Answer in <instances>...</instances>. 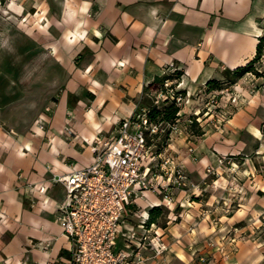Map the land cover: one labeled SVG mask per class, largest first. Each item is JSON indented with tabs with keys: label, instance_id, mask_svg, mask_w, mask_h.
<instances>
[{
	"label": "crops",
	"instance_id": "1",
	"mask_svg": "<svg viewBox=\"0 0 264 264\" xmlns=\"http://www.w3.org/2000/svg\"><path fill=\"white\" fill-rule=\"evenodd\" d=\"M7 12L0 20V264H67L70 241L55 220L65 191L52 178L87 166L90 141L114 135L166 81L187 99L180 116L189 115L216 90L208 80H223L255 56L264 0H13ZM174 70L177 79L147 88ZM257 71L217 96L230 112L221 129L172 135L168 146L187 174L201 177L224 154L257 151L264 53ZM159 195L146 192L132 211L149 214ZM132 211L127 223L141 233ZM192 215L155 223L167 250L141 249L142 264H264V246L252 243L225 255L204 250V228L191 226Z\"/></svg>",
	"mask_w": 264,
	"mask_h": 264
},
{
	"label": "built area",
	"instance_id": "2",
	"mask_svg": "<svg viewBox=\"0 0 264 264\" xmlns=\"http://www.w3.org/2000/svg\"><path fill=\"white\" fill-rule=\"evenodd\" d=\"M231 87L214 90L203 112L195 110L186 117L179 114L174 121H152L147 108H137L119 121L114 135L95 136L90 141L92 160L87 166L52 178L65 191L55 220L70 241L67 264H142L146 257L141 249H149L154 256L167 249L155 223L147 224L149 214L131 207L149 190L163 192L164 199L170 201L169 190L185 187L187 177L183 165L170 157L160 163L158 171L146 163L147 139L167 131L179 134L194 121L200 125L204 115H212V107H220L217 96L230 92ZM250 87L254 90L256 85ZM164 100L177 105L187 101L168 81L156 93L154 103ZM236 101L237 96L231 95L230 103ZM128 211L141 218V233L127 223Z\"/></svg>",
	"mask_w": 264,
	"mask_h": 264
},
{
	"label": "rangeland",
	"instance_id": "3",
	"mask_svg": "<svg viewBox=\"0 0 264 264\" xmlns=\"http://www.w3.org/2000/svg\"><path fill=\"white\" fill-rule=\"evenodd\" d=\"M11 1L13 0H0V20L8 19L7 6ZM155 95L147 97L145 103L148 106L152 105ZM209 96H206V100ZM206 97L197 103L196 107L190 109L187 116H192L195 110L200 112L206 110ZM160 104L162 102L155 105ZM182 104L178 105L180 110L184 107ZM211 109L212 115L202 117L200 128L194 127V132L191 133L189 126L182 132L188 131L190 135L198 137L206 126L209 128L217 126L221 129L230 112L225 111L222 106ZM262 129L264 130V126ZM175 134L167 131L147 139L149 149L145 161L152 158L151 164L154 165L155 171L159 170L160 163L167 157L178 161V154L168 146L172 135ZM256 150L252 153L221 155L216 163L204 165L201 177L187 174L188 171L184 168L185 175L188 176L186 186L172 187L169 190L172 197L170 201L164 199L163 192L159 193L162 203L159 205L157 225L165 227L167 221L179 222L181 216L192 212L195 215H192L194 217L191 226L204 228L203 236L206 242L204 250L225 255L229 251L234 252L239 242L240 245L252 243L253 246H264V131L263 139ZM146 192L152 193L150 190ZM144 199L145 197L137 200ZM136 210L140 211L141 208L137 207ZM212 251L207 252L208 257H212Z\"/></svg>",
	"mask_w": 264,
	"mask_h": 264
},
{
	"label": "trees",
	"instance_id": "4",
	"mask_svg": "<svg viewBox=\"0 0 264 264\" xmlns=\"http://www.w3.org/2000/svg\"><path fill=\"white\" fill-rule=\"evenodd\" d=\"M264 53V35L259 38V41L256 46L255 56L245 63L242 66H238L232 70H227L224 73L223 80H208L206 83L208 89H222L225 86L232 85L237 82L241 77H243L247 73H253L256 76H260V72L257 71V63L260 60L262 54ZM180 75L178 70H174L173 72L163 74L160 77H155L154 81L150 83L147 88L155 87L160 88L165 79H177ZM177 92L182 93L181 90H177ZM147 114L150 120L152 121H174L179 118L180 107L176 105L173 101L164 100L162 104L147 107ZM200 128V125L197 122H193L188 128L191 133H193V128ZM200 134V133H199ZM160 208L159 206H154L149 210V217L147 224L149 223H157V217L159 216Z\"/></svg>",
	"mask_w": 264,
	"mask_h": 264
}]
</instances>
